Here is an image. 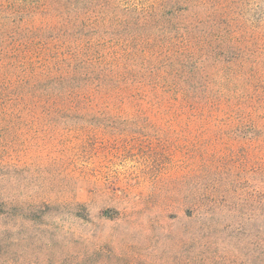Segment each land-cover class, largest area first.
<instances>
[{"label": "rangeland", "instance_id": "obj_1", "mask_svg": "<svg viewBox=\"0 0 264 264\" xmlns=\"http://www.w3.org/2000/svg\"><path fill=\"white\" fill-rule=\"evenodd\" d=\"M94 1L157 38L171 12L224 21L174 77L166 50L155 82H60L82 66L58 45L64 0H0V264H264V0ZM59 83L82 110H52Z\"/></svg>", "mask_w": 264, "mask_h": 264}, {"label": "trees", "instance_id": "obj_2", "mask_svg": "<svg viewBox=\"0 0 264 264\" xmlns=\"http://www.w3.org/2000/svg\"><path fill=\"white\" fill-rule=\"evenodd\" d=\"M165 1L167 0H162V2ZM187 1H191L193 6H200V8L204 7L206 3L205 0H186V2ZM64 2L63 8L66 16L64 19L65 28L63 32L59 31L62 36V41L58 44L64 53L62 57L63 63H68L70 68H73L76 64L82 66H79L75 70V74L74 70L73 72L68 70L65 74H60V82L64 80L63 77H65V75L69 74H79V76L83 78L97 67H101L100 70L104 73L107 82L110 80L114 82L119 80L131 82L134 78H138V74L142 79L144 76L146 78L149 76L150 80L155 82V80H159V78H161L160 75H162L158 74L159 55L162 54V60L164 51L166 50L168 52V60L163 63L165 65L170 64L173 70L166 72L164 76L169 75L174 77L180 70H185L186 64L184 58H193L196 52L200 51L199 45L211 40L208 39L210 37L209 31L216 29L219 27L218 23L224 21L220 20L224 19L221 17L215 19V21H211L209 24L206 23L210 20L211 15L206 9L187 10L186 12L182 11L178 13L171 12L168 18L164 19L162 36L157 38L155 34L150 31H157L160 29V23L155 20H151V24L155 21V27H150L151 25L148 27L145 25L146 27L143 26V28H145L144 31L137 33L138 31L131 29L135 28L131 26V22L130 24H128V22L124 23L116 15L104 12L106 15L103 18H99L93 13V10H87L88 8H93V3L96 4L94 0H64ZM187 4L189 5L190 3L187 2ZM161 5L165 7V3ZM148 11L149 10H147V12ZM136 24L137 27H142L141 23ZM114 27L125 30L124 35L122 36L120 33L119 35L114 34V37L105 35L108 29H114ZM55 29L57 28L54 27L53 30L55 31ZM85 29H87L86 32L91 33V38L86 39V35L84 34ZM101 29H103L105 33L103 32L100 34L99 32H102ZM249 30L250 29L245 26V35L247 38L253 35H250L252 31L249 32ZM58 37L59 35L53 38V40L57 39V41H59ZM218 39V43H223L221 37ZM224 39L226 42H232L236 38H234V35L227 37L226 34L224 35ZM244 41H248V39H243L242 43H244ZM56 47L53 48L54 55H57ZM172 47L176 49L175 52H171ZM171 53L173 54L170 56L169 60V54ZM172 57H175L173 58L174 61L171 60ZM95 64L97 66H94ZM129 64L137 66L141 71L134 70L135 75L126 78L128 76L127 69L133 70L129 68ZM88 76H86V79ZM59 84L60 86L53 90L52 93H45L46 95L43 96L45 99H51V105H53L52 110L57 114L65 116L68 114V110L70 112L82 110L79 103L88 98L87 90L83 92V90L80 89L75 90L77 87L67 88L68 86H61V83ZM31 96L36 98V100L40 97L37 95V92L34 91H32L28 97Z\"/></svg>", "mask_w": 264, "mask_h": 264}]
</instances>
